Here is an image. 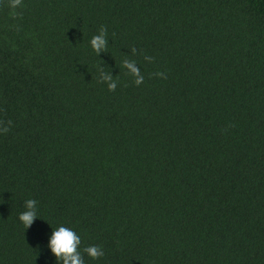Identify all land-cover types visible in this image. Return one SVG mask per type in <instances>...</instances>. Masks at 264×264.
<instances>
[{"label": "trees", "instance_id": "1", "mask_svg": "<svg viewBox=\"0 0 264 264\" xmlns=\"http://www.w3.org/2000/svg\"><path fill=\"white\" fill-rule=\"evenodd\" d=\"M58 225L84 264H264V0H0V264Z\"/></svg>", "mask_w": 264, "mask_h": 264}, {"label": "clouds", "instance_id": "2", "mask_svg": "<svg viewBox=\"0 0 264 264\" xmlns=\"http://www.w3.org/2000/svg\"><path fill=\"white\" fill-rule=\"evenodd\" d=\"M103 35L93 36L90 44L93 49L100 51L104 47ZM37 218L36 201L27 199L24 202V210L18 214V220L24 225L25 229L30 227ZM80 237L76 232L64 225H58L52 229L47 238V248L54 255L57 264H84L81 252L78 250ZM83 251L90 257L96 258L103 253L96 245H89Z\"/></svg>", "mask_w": 264, "mask_h": 264}]
</instances>
